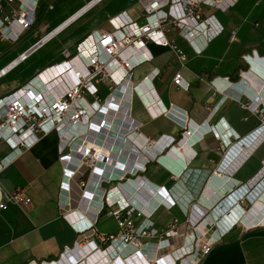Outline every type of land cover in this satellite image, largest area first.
<instances>
[{
  "label": "crops",
  "instance_id": "0c3cea01",
  "mask_svg": "<svg viewBox=\"0 0 264 264\" xmlns=\"http://www.w3.org/2000/svg\"><path fill=\"white\" fill-rule=\"evenodd\" d=\"M55 1L53 9L48 7L47 0L42 1L38 11H41L39 23L25 31L17 41H5L0 36V70L8 68L0 76V96L19 89L40 70L63 59L62 51L58 52L57 49L36 60V63L30 62L33 53L41 47H35L38 34L59 25L84 6L82 4L62 18L60 11L50 12L56 9ZM65 10L62 8V12L68 11ZM123 11H127L139 23L144 21L138 0H125V3L117 4L108 10V16ZM203 11L209 16L210 37L201 53H196L177 30L171 29L168 35L183 49L185 60H181L169 46L150 43L148 47L153 59L134 71L133 81L138 83L154 68L159 69L152 82L161 103L168 108L167 112L153 117L137 95L130 98L129 94H120L119 108L115 112L116 107L113 105L109 106L113 110L107 107L109 123L101 130L96 128L100 134H93L92 137L106 149L112 150L115 161L125 162L126 169L134 164L130 161L132 156H128L129 152L144 156L156 154L159 157L151 161L146 172L141 174L154 184L164 186L176 201V206L170 210H157L152 220L153 227L159 233L140 239L147 244L150 256L157 251L162 254L172 252L178 257L195 249L191 231L186 238L190 209L194 204L219 201L213 213L219 228L203 223L200 227L203 232L213 228L212 235L217 240L198 264H264V228L246 230L236 226L227 231L237 218L232 217V214L227 216L229 218L221 215L226 206L231 204L230 196L227 195L230 190L223 193V188L227 189L233 182H237L236 186L245 184L259 172H264V0H239L226 10L205 5ZM111 27L108 18L95 28ZM26 51L27 58L20 60L19 56ZM177 72L188 82L187 89L174 82ZM219 77L221 85L213 82ZM242 77L248 89L246 97L240 96L241 89L229 84ZM223 85L228 87L223 88ZM98 86L102 97L109 94L106 82ZM252 98L259 101L263 115L245 107ZM127 105H131L135 122L140 123L137 145L126 141L125 130L129 123L120 122L123 120L121 108ZM217 124L220 128L224 124L236 137L228 142L219 131L213 130L212 127ZM186 131L189 133L185 134ZM171 137H175L176 141L168 145ZM146 138H149L150 143L142 145ZM179 140L182 141L180 144ZM7 152L6 148L2 154ZM65 174L66 169L59 153V136L55 131L42 136L0 173V188L3 192L11 193L19 189L32 200L29 206L9 204L6 209L0 210V264L56 261L67 246L79 240L80 234L64 217V209L81 208L85 200L83 197L94 200L91 205L96 207L97 198L90 197L96 189L92 186L83 187L80 183L89 177V171L85 168L70 179L67 189L63 187ZM114 185L106 186L113 188ZM261 185L264 188V181ZM126 189L128 195L129 190L133 191L130 184L126 185ZM85 191H88V195ZM256 193L259 191L256 190ZM175 218L178 219L180 235L158 243L163 236L161 232L168 229ZM143 220L140 216L134 218L136 225H140ZM95 227L100 234L121 233L117 219L105 213L100 214ZM220 235L222 237L218 238ZM94 238L103 246L99 236ZM123 250L124 256L135 248L127 246ZM95 257L76 264H111V260L99 262L93 259Z\"/></svg>",
  "mask_w": 264,
  "mask_h": 264
},
{
  "label": "built area",
  "instance_id": "2783aa9c",
  "mask_svg": "<svg viewBox=\"0 0 264 264\" xmlns=\"http://www.w3.org/2000/svg\"><path fill=\"white\" fill-rule=\"evenodd\" d=\"M42 1L0 0L1 38L9 42L17 41L36 23ZM47 1L48 7L53 9L54 0ZM138 1L144 17L142 23L135 20L127 11L110 16L111 28L91 30L79 41L75 52L65 50L60 62L40 70L31 81L19 89L0 96V173L25 150L34 146L42 136L55 131L59 136L60 158L66 169L63 187L67 189L70 179L85 168L89 171V177L80 183L83 187L92 186L96 189L90 196L97 198L96 207L91 205L94 200L83 197L85 200L81 208L64 209V217L80 234L79 240L72 246H67L58 260L41 264H53L62 260L68 262V258L75 257L77 261L72 264H76L83 260L89 261L93 256L108 258L111 264H198L211 251L217 240L212 235L213 228L203 232L200 227L203 221L212 219L210 217L219 201L210 205L203 204L205 206L194 204L186 224V232L188 231L186 238L189 237V231L191 235L192 232L196 234L195 249L178 257L172 252L162 254L157 251L150 256L146 249L147 244L142 243L140 239L159 233L153 227L152 220L157 210L160 208L170 210L176 206V201L164 186L154 184L146 175L141 174L146 172L151 161L158 160L159 157L156 154L144 156L129 152L128 156L133 157L130 161L134 164L126 169L125 162L115 161L116 156L112 150L96 142L92 135L100 134L96 128L101 130L109 123L107 107L113 110L109 107L113 105L116 112L121 101L120 94H129L130 98L137 95L153 117L166 113L168 108L161 103L152 82L159 69L154 68L138 83L133 81L135 69L153 59L149 44L169 46L181 60H185L186 54L183 49L168 35V32L174 29L196 53H201L210 37L209 16L204 13L203 6L226 10L239 0ZM42 45L39 43L38 47ZM28 51L19 56L20 60L27 58ZM3 73L4 69L0 70V76ZM219 79L221 78H215L213 82L221 85ZM242 79L244 78L229 84L231 87L241 89L240 96L246 97L248 89ZM101 82L108 84L109 94L105 97H102L99 91L98 85ZM174 82L186 89L189 86L180 72L175 74ZM226 87L228 86L223 85V88ZM258 102L257 98H252L245 107L263 115ZM121 109L123 111L120 116L123 120L120 122L129 123L125 130L126 141L131 145L136 144L139 142L140 123L135 122L132 117L131 105ZM212 128L219 131L228 142L236 137V134L228 130L224 124L223 128L218 124ZM187 133L189 131L185 132ZM174 141L176 138L171 137L167 143L170 145ZM181 142L178 141L179 144ZM146 143H150L149 138H146L142 145ZM6 148L8 152L2 154ZM117 170L120 171L116 172ZM262 173L264 172H259L245 184L236 186L237 182H233L226 187L227 189L223 188V193L230 190L227 193L228 197L240 188L246 189L236 203L240 214H236L237 219L229 225L227 231L236 226L246 230L264 228V223L259 221V217L264 216V209L258 204L262 200L264 205ZM114 183L113 188L106 186ZM127 184L133 189L129 190V195ZM256 190L259 193H256ZM85 192L88 195V191ZM254 193L257 195L253 196ZM31 202V198L22 190L7 193L0 188V210L6 209L9 204L29 206ZM200 211L202 213L198 214ZM103 213L117 219L121 228L120 234L98 233L95 224ZM193 215L195 216L192 218ZM136 216L144 218L140 225L134 222ZM215 222L214 219V224ZM161 233L163 236L158 243L180 235L178 219L175 218L171 226ZM95 236L101 238L103 246L97 243ZM191 241L193 242L192 239ZM127 246L135 250L123 256V249ZM79 254L82 257H79ZM187 260L191 262L188 263Z\"/></svg>",
  "mask_w": 264,
  "mask_h": 264
},
{
  "label": "rangeland",
  "instance_id": "374dc122",
  "mask_svg": "<svg viewBox=\"0 0 264 264\" xmlns=\"http://www.w3.org/2000/svg\"><path fill=\"white\" fill-rule=\"evenodd\" d=\"M91 0H56L55 1V10H50V12L55 13L57 11L61 12L62 18L66 17L70 12L77 9L82 4L85 5ZM125 3V0H103L97 5L93 6L86 12L83 16H81L78 20L72 23V25L68 26L64 31L58 33L53 39L46 42L40 48L37 49L36 52L33 53L32 58L30 60L31 63H36V60L45 57L47 53L50 54L51 51L57 50L62 53L65 50L75 51L77 49V45L79 41H81L93 28L104 23L109 18L108 10L112 9V7L116 6L120 3ZM63 10H67V12H62ZM65 10V11H66ZM110 13V12H109ZM69 17V16H68ZM67 17V18H68ZM65 18L63 21H65ZM61 21L60 23H62ZM59 23V24H60ZM58 25V24H57ZM56 25V26H57ZM54 26V27H56ZM54 27L48 28L47 30H43L38 34V38L36 41H39L43 38L49 31H51ZM45 32V33H44ZM23 66L19 67V70L23 68ZM186 205V204H185ZM193 232L192 239L193 242L196 240V234Z\"/></svg>",
  "mask_w": 264,
  "mask_h": 264
},
{
  "label": "bare ground",
  "instance_id": "6f19581e",
  "mask_svg": "<svg viewBox=\"0 0 264 264\" xmlns=\"http://www.w3.org/2000/svg\"><path fill=\"white\" fill-rule=\"evenodd\" d=\"M102 1V0H101ZM101 1H99V0H91V1H89L87 4H85L83 7H81L79 10H77L76 12H74L71 16H69L65 21H63L62 23H60L59 25H57L56 27H54L51 31H49L45 36H43V38L40 40V43L41 44H45L46 42H48V41H50L51 39H53V37H55L56 35H58V33H60L65 27H67L70 23H72V22H74V21H76V20H78V18L79 17H81L88 9H90L94 4H98V2H101ZM72 25V24H71ZM70 26V25H69ZM43 31V30H42ZM45 33V32H44ZM35 47H36V45H35ZM34 47V48H35ZM16 62V61H15ZM10 65V64H9ZM8 66V65H7ZM7 70H8V68H4V73H6L7 72ZM48 77H46V79H47ZM248 147V146H247ZM246 148V147H245ZM242 149V148H241ZM247 149V148H246ZM242 152V151H241ZM249 152H250V150H249ZM249 152L247 151V154H249ZM213 178V177H212ZM218 178H219V176H218ZM215 179V178H214ZM224 180V179H223ZM217 183V182H216ZM216 185V184H215ZM221 186V185H220ZM217 187V186H216ZM210 189V188H209ZM246 189L244 188L243 190H238V191H236L234 194H232L231 196H230V206L228 207V206H226V209L224 210V212H223V214H221V215H226V217L227 216H229L230 214H232L231 216L232 217H235V218H237V216H236V214H240V210H239V207L236 205V203H237V200H238V198L243 194V192L245 191ZM211 191V190H210ZM212 192V191H211ZM210 193V192H209ZM213 193V192H212ZM257 195V194H256ZM264 196V195H263ZM217 198H218V196H217ZM211 203H212V201H211ZM258 203V202H257ZM259 207H262V209H264V205H263V201L262 200H260L259 201ZM208 205H210V204H208ZM225 212H227V213H230V214H224ZM216 214H218V212L216 213ZM214 216V214H212L211 215V217L210 218H212V219H206L205 221H203V224H207L208 226L211 224L212 226H214L215 227V229L217 228H219V225L215 222V224H214V219H215V217H213ZM227 218H229V217H227ZM259 221H260V223H264V216L263 217H259ZM80 256V255H79ZM95 257V256H94ZM94 260H97L98 259V261L99 262H101V261H108L109 259H106L105 257L104 258H101V257H99V258H97V257H95V258H93ZM68 260V262H66V261H61V262H57V263H54V264H72V262H76L77 261V258L75 257V258H73V259H70V258H68L67 259ZM104 261V262H105Z\"/></svg>",
  "mask_w": 264,
  "mask_h": 264
},
{
  "label": "trees",
  "instance_id": "16d2710c",
  "mask_svg": "<svg viewBox=\"0 0 264 264\" xmlns=\"http://www.w3.org/2000/svg\"><path fill=\"white\" fill-rule=\"evenodd\" d=\"M40 16H41V11L38 13V17H37V21H36V23H39V21H40Z\"/></svg>",
  "mask_w": 264,
  "mask_h": 264
},
{
  "label": "water",
  "instance_id": "95a60500",
  "mask_svg": "<svg viewBox=\"0 0 264 264\" xmlns=\"http://www.w3.org/2000/svg\"><path fill=\"white\" fill-rule=\"evenodd\" d=\"M39 43H40V42H38V43H37V44H35V45H37V46H38V45H39Z\"/></svg>",
  "mask_w": 264,
  "mask_h": 264
}]
</instances>
